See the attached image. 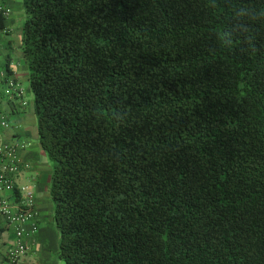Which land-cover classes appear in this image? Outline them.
Masks as SVG:
<instances>
[{"label":"trees","instance_id":"16d2710c","mask_svg":"<svg viewBox=\"0 0 264 264\" xmlns=\"http://www.w3.org/2000/svg\"><path fill=\"white\" fill-rule=\"evenodd\" d=\"M23 10L58 259L264 264V0Z\"/></svg>","mask_w":264,"mask_h":264},{"label":"crops","instance_id":"0c3cea01","mask_svg":"<svg viewBox=\"0 0 264 264\" xmlns=\"http://www.w3.org/2000/svg\"><path fill=\"white\" fill-rule=\"evenodd\" d=\"M11 9V16L6 20V33L0 31V72H5L10 78H16L25 89V96L15 101H7L1 96L0 115L5 116L10 122V128L2 129L5 139H21L29 144L21 152V158L30 164V169L24 171L18 178L19 187H31L35 191L33 205L34 218L27 230L31 233L36 228V233L27 238L29 252L17 264H61L57 257L59 234L53 220V204L49 195L52 170L50 164L41 150L38 137L33 138L29 129L37 128V120L33 110V101L27 100L31 94L27 83V69L23 63L21 49V33L18 25L23 17V4L18 0H0ZM17 39V40H16ZM17 43L18 46H15ZM15 46V49H14ZM13 53L17 59L10 54ZM25 85L27 86H24ZM3 89V80L0 78ZM1 90V89H0ZM38 135V132L36 130ZM0 219V264L6 261L7 250L13 242V231H6ZM50 253L56 255L53 258Z\"/></svg>","mask_w":264,"mask_h":264},{"label":"built area","instance_id":"2783aa9c","mask_svg":"<svg viewBox=\"0 0 264 264\" xmlns=\"http://www.w3.org/2000/svg\"><path fill=\"white\" fill-rule=\"evenodd\" d=\"M11 12L10 8L0 3V14L6 19L11 16ZM0 78L3 80L0 101L1 96L7 101H15L25 96V89L16 78L8 77L5 72H0ZM8 128L9 120L0 115V219L3 228L14 233L4 264H17L29 252L27 238L36 233V228L31 233L27 230L35 215V191L31 187H19L17 184V178L31 167L21 158L22 150L27 149L29 144L17 138L5 139L1 130Z\"/></svg>","mask_w":264,"mask_h":264},{"label":"rangeland","instance_id":"374dc122","mask_svg":"<svg viewBox=\"0 0 264 264\" xmlns=\"http://www.w3.org/2000/svg\"><path fill=\"white\" fill-rule=\"evenodd\" d=\"M18 1H20L22 4H23V0H18ZM24 17H25V15H24V12H23V17L21 18V20H20V23H19V25H18V33H21V30H22V26H23V23H24ZM17 40V39H16ZM15 46H18L17 45V43H15ZM15 46H14V49H15ZM13 53L14 52H11L10 51V54L12 55V57H14L13 56ZM17 59L18 57H14V59ZM24 86H27V85H25V83H24ZM0 89L2 90V87L0 86ZM27 100L29 101L30 100V102H32L33 101V95H32V93L31 94H27ZM30 131H31V133H32V136H33V138L34 139H36V137H38V135H37V133H36V130H37V128H35V127H33V128H31V129H29ZM56 228V227H55ZM57 230V229H56ZM57 233H58V231H57ZM50 255L53 257V258H55L56 257V255L54 254V253H50ZM61 264H64L63 262L61 263Z\"/></svg>","mask_w":264,"mask_h":264}]
</instances>
